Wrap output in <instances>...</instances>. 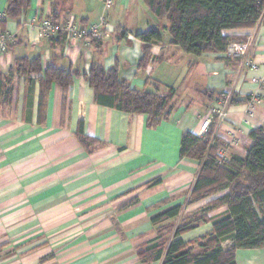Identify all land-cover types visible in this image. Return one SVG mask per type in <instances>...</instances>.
Returning a JSON list of instances; mask_svg holds the SVG:
<instances>
[{
  "label": "crops",
  "instance_id": "crops-1",
  "mask_svg": "<svg viewBox=\"0 0 264 264\" xmlns=\"http://www.w3.org/2000/svg\"><path fill=\"white\" fill-rule=\"evenodd\" d=\"M102 1L29 0L26 13L5 21L14 42L0 52V74L10 90L8 104L0 96V264H141L137 248L156 237L151 218L183 205L195 180L198 163L180 158V141L184 133L198 135L210 118L218 99L207 93L226 101L223 116H214L209 128L222 142L218 151L225 160L245 157L249 134L264 127V17L252 29L224 32L248 42L257 65L252 71L225 53L193 57L170 45L167 19L157 18L144 0H115L106 11ZM7 2L0 0L2 13ZM53 15L60 27L73 19L80 29L105 18L113 31L73 44L63 33L37 42L26 23ZM152 28L161 31V42L150 45L147 66L138 68L143 43L137 35ZM35 58L42 68L80 74L92 64L117 68L137 90L165 94L172 87L173 111L148 128L146 115L98 105L81 76L66 93L52 84L41 104L40 75L9 73L17 61ZM79 126L100 145L90 152L81 147ZM154 180L158 183L146 186ZM206 203L186 207L182 217ZM226 213L224 207L212 211L210 221L184 234L183 241L210 235L212 223ZM235 263L264 264V249L237 250Z\"/></svg>",
  "mask_w": 264,
  "mask_h": 264
},
{
  "label": "trees",
  "instance_id": "trees-1",
  "mask_svg": "<svg viewBox=\"0 0 264 264\" xmlns=\"http://www.w3.org/2000/svg\"><path fill=\"white\" fill-rule=\"evenodd\" d=\"M144 1L157 18L167 19L170 45L193 57L225 53L230 43L245 41L244 38L226 36L225 31L252 29L264 17V0ZM29 5V0H8L0 22V33L5 32L7 19H18L26 13ZM50 18L58 25L55 15ZM137 39L143 43L142 57L137 66L145 68L150 59V45L161 42V31L152 28L138 34ZM12 46L10 44L8 49ZM9 73L18 77L40 75L41 104L52 84L66 93L73 80L81 76L93 89L98 105L127 114L146 115L148 128L168 120L174 108L175 91L172 87H168L165 94L158 88L153 92L133 89L119 76L117 68L106 70L92 64L87 73L80 74L53 66L42 68L40 59L35 58L17 61ZM5 80L6 76L0 74V96L8 104L10 90ZM207 94L210 99L224 97L222 94ZM231 104L235 102L231 101ZM249 138L252 145L245 157L233 156L221 163L217 152L223 144L214 136L213 129L202 136L182 135L179 156L196 161L198 171L185 203L151 218L156 237L152 243L137 248L136 255L141 264L157 261L161 264H236L237 250L264 249V127L253 130ZM77 139L87 152L100 145L83 135L82 126L78 128ZM156 183L158 180L146 186ZM204 201L207 203L198 213L182 217L186 207ZM223 207L227 213L212 223L210 235L196 242L183 241L184 234L199 224L208 223V214ZM227 239L231 241L230 246L223 248L221 243Z\"/></svg>",
  "mask_w": 264,
  "mask_h": 264
},
{
  "label": "built area",
  "instance_id": "built-area-1",
  "mask_svg": "<svg viewBox=\"0 0 264 264\" xmlns=\"http://www.w3.org/2000/svg\"><path fill=\"white\" fill-rule=\"evenodd\" d=\"M103 7L106 10L110 9L115 0H103ZM4 18V13H0V22ZM29 31H36V41L51 39L56 37L59 33H63L65 39L69 43H77L80 40H98L112 32V28L108 25L105 18H101L98 23L90 25L87 29H80L74 23L73 19L67 20L61 27L55 25L51 18L39 19L33 17L26 23ZM14 42V36L8 32L0 33V52L5 53L8 50V46ZM225 55L230 58L242 59L243 64L249 70H256L257 65L252 61L249 55L248 42H235L230 43L225 51ZM226 101L218 99L216 106L210 109V118L204 120L199 127L198 136L205 134L213 122L214 116H223V107H225ZM217 156L220 162L225 161L223 151H218Z\"/></svg>",
  "mask_w": 264,
  "mask_h": 264
},
{
  "label": "rangeland",
  "instance_id": "rangeland-1",
  "mask_svg": "<svg viewBox=\"0 0 264 264\" xmlns=\"http://www.w3.org/2000/svg\"><path fill=\"white\" fill-rule=\"evenodd\" d=\"M3 11H0V13H2Z\"/></svg>",
  "mask_w": 264,
  "mask_h": 264
}]
</instances>
